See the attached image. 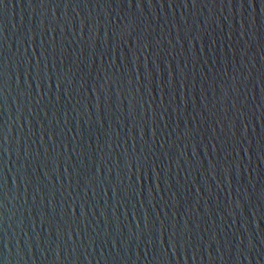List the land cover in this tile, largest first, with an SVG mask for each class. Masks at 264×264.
Instances as JSON below:
<instances>
[{
    "label": "water",
    "instance_id": "water-1",
    "mask_svg": "<svg viewBox=\"0 0 264 264\" xmlns=\"http://www.w3.org/2000/svg\"><path fill=\"white\" fill-rule=\"evenodd\" d=\"M0 264H264V0H3Z\"/></svg>",
    "mask_w": 264,
    "mask_h": 264
},
{
    "label": "snow or ice",
    "instance_id": "snow-or-ice-1",
    "mask_svg": "<svg viewBox=\"0 0 264 264\" xmlns=\"http://www.w3.org/2000/svg\"><path fill=\"white\" fill-rule=\"evenodd\" d=\"M3 2V0H0V3H2Z\"/></svg>",
    "mask_w": 264,
    "mask_h": 264
}]
</instances>
